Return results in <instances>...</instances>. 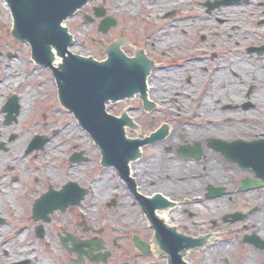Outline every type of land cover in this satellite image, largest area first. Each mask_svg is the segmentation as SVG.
<instances>
[{"label":"flooded vegetation","instance_id":"flooded-vegetation-1","mask_svg":"<svg viewBox=\"0 0 264 264\" xmlns=\"http://www.w3.org/2000/svg\"><path fill=\"white\" fill-rule=\"evenodd\" d=\"M0 11V264H264V0H86L71 17L91 57L116 44L149 66L143 97L110 104L130 158Z\"/></svg>","mask_w":264,"mask_h":264},{"label":"water","instance_id":"water-1","mask_svg":"<svg viewBox=\"0 0 264 264\" xmlns=\"http://www.w3.org/2000/svg\"><path fill=\"white\" fill-rule=\"evenodd\" d=\"M8 1L15 18L16 32H19L17 39L28 42L32 58L39 64L50 66L53 60L51 47L55 48L58 57L63 58L58 69L54 68V75L60 98L74 117L97 142L110 145L108 152L111 155L137 157L136 148L133 150L128 146L122 136L121 127L128 124L129 119L124 116L123 121L115 123L114 117L106 112L105 105L138 93L144 96L149 72L145 59H129L118 51L117 46L107 50L105 62L71 53L73 38L61 23L81 9L86 0ZM178 264L183 263L179 260Z\"/></svg>","mask_w":264,"mask_h":264},{"label":"rangeland","instance_id":"rangeland-1","mask_svg":"<svg viewBox=\"0 0 264 264\" xmlns=\"http://www.w3.org/2000/svg\"><path fill=\"white\" fill-rule=\"evenodd\" d=\"M2 12L0 11V15ZM83 15L73 17L71 20H67L65 22V26L68 28V34L73 36L75 40V45L77 47L76 53L78 56L87 57L91 56L90 52V34L92 33L93 29H90L86 24L83 23ZM2 17H0V24L2 23ZM94 28V27H93ZM97 57L100 55L95 53ZM100 59V58H99ZM108 112L111 114V105L107 106Z\"/></svg>","mask_w":264,"mask_h":264},{"label":"bare ground","instance_id":"bare-ground-1","mask_svg":"<svg viewBox=\"0 0 264 264\" xmlns=\"http://www.w3.org/2000/svg\"><path fill=\"white\" fill-rule=\"evenodd\" d=\"M76 50H77L76 45L75 44L72 45V48L70 49V51L73 52V53H76ZM56 60L59 61V59H57V58H56ZM164 220H165V218H164Z\"/></svg>","mask_w":264,"mask_h":264}]
</instances>
